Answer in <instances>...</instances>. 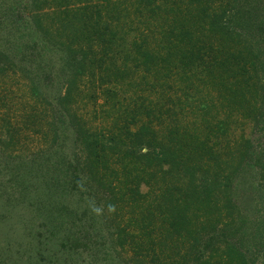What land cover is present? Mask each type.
<instances>
[{"label":"rangeland","instance_id":"rangeland-1","mask_svg":"<svg viewBox=\"0 0 264 264\" xmlns=\"http://www.w3.org/2000/svg\"><path fill=\"white\" fill-rule=\"evenodd\" d=\"M37 3L0 0V264L35 263L29 246L63 251L36 264H245L231 245L264 264V229L252 228L264 206V69L248 86L237 77L221 88L186 54L184 32L205 41L202 29L236 0ZM145 51L157 61L144 66ZM73 116L82 137L102 142H76ZM114 145L158 160L134 165ZM164 149L172 176L158 162ZM95 160L93 181L73 178ZM56 165L71 169L68 199L80 210L91 202L97 225L29 222L31 188L48 185L41 178Z\"/></svg>","mask_w":264,"mask_h":264},{"label":"trees","instance_id":"trees-1","mask_svg":"<svg viewBox=\"0 0 264 264\" xmlns=\"http://www.w3.org/2000/svg\"><path fill=\"white\" fill-rule=\"evenodd\" d=\"M35 1L37 3L40 0H35ZM260 1L258 0H236V4L231 9L229 10L225 8L219 9L218 12H216L215 14L216 16L213 19L214 24L212 28H209L206 30L202 29L201 31V33L205 37V41L199 40L198 38H196L195 41H193L192 34L184 32V35L188 37L187 42L185 44H187V46L190 45L188 51L186 52L187 57L193 60V57L197 56L198 59H200L203 63L201 64L202 71H203L202 73L211 75L212 79H214L215 84L218 87H221L220 84H222L223 82H226L225 81L226 79H237V77H241V79L243 80V83L246 86H248L249 83L253 81V76H257L259 74V71L262 70V68L264 69V50H263L264 45L262 48V44H264V18H261L259 14L255 13V12H260L262 10V9L259 10V8H263L261 7L263 2H260ZM42 2H43V5H46L48 3V0H42ZM29 6H30V3L28 6H25V8ZM33 6L39 8V6L35 4H33ZM72 10L75 11L76 9H72ZM79 11L80 9H78L76 14ZM32 18H33L32 20L34 19L39 20L38 15L33 16ZM221 32H224V34L220 35ZM257 35L259 36V38H257ZM30 37L31 36L29 35V38ZM198 42H203L202 46H198ZM207 51L211 54H208ZM201 52H203V56L205 58L209 56V58L211 59V62H208V61L206 62L205 59L202 57ZM172 53L173 52L169 53L167 57H170ZM85 55L87 56V53H85ZM84 58L80 59V61L84 60ZM161 58H165V57H161ZM142 59H143L142 63H144V66L150 64L149 62L155 63L157 61V57L149 51H145L142 53ZM79 63L80 62H78L77 64L80 66L81 64ZM248 66L251 67L253 71L252 75H248L249 73L247 72ZM75 74L76 75L78 74L77 70L75 71ZM257 80H259V77ZM74 81H75V77L72 80H70V85L75 84ZM261 82H263V80ZM261 82L260 80L257 81V85H259L261 89H263V87L261 86L262 85ZM221 88H225V87L223 86ZM68 93H69L68 96L66 97V94H65L64 98H62L61 100L62 102H64V106H66L69 102L67 100H69L70 91ZM55 115L57 116L56 111H55ZM72 119H73V124H75V127H77V133L79 135V136L78 135L75 136L76 142L80 140L82 141L81 143H83L84 146L92 145L93 148L96 146V144L102 142V141H99L101 140L100 138H103V135L101 134H98V135L94 134L92 139L91 138L86 139L85 137H82L81 133L83 131H82L80 121L77 120L74 116ZM260 119L263 120L264 117L262 116L260 117ZM55 120L57 121L56 118ZM55 125H57V123H55ZM145 128L146 127L143 125L141 129L139 130V132L142 129H143L142 131H144ZM111 145L112 143L111 141H109L108 146L110 149H111ZM172 146L173 145L170 146L171 150L172 149H174L175 151L178 150V148L176 149V147H172ZM118 147L119 145H117V147L114 145V147L111 150L112 152L110 153L118 156V153L125 152L124 154H122V155H125L124 158L125 159L130 158L132 160V164L134 165L137 164L138 162L137 160L136 163H133L135 159L145 161L146 164L150 163L149 161L158 160V157L154 155L156 153L154 154L143 153L140 155L136 154L135 151H132L135 145H129V147H127L125 151H120V152L117 151ZM248 151H249V148H248ZM171 153L172 152L169 151L168 149H164L160 153L161 158L158 162L163 161L164 165L166 163L165 167L167 168V170L166 168H164L163 171L166 172L167 175L171 174L172 176L173 175L172 172H175L174 170H175V167H177V165L170 166L169 156L171 155ZM261 155H262V159H264V151L259 153V156ZM246 156H247V153H244L243 162L245 161ZM116 158L119 160L118 157ZM86 159L87 157L85 158V161ZM256 159H259V158H256ZM95 163H96V160L95 162L93 161V163L85 165V167L82 166V172L84 174L79 175L80 178L73 174L72 175L73 178H75L76 180L78 178V182H80V179H82L85 175V178L93 181L92 172H94L93 168H94ZM171 164L173 165L175 164L174 157L171 158ZM245 165H247V163ZM55 168L57 169V171L56 169H54V167H52V169H50L52 173H46L44 174L45 177L43 176L41 178V182L43 183L47 182L48 185H44L43 188L41 189L38 188V189L32 190L31 188V194L33 195V198L29 199V205L27 204V207L29 206V222L35 221V220L37 221L39 219H41L42 222H44L46 219H48L49 222H51V224L55 227V229L56 227L57 228L63 227L64 229H67L68 226H70L72 222H74V220L79 221L83 226L93 227L97 225L98 219H101L100 218L101 215L99 211H97L96 207L91 202H88L87 207H84L80 210L77 204L75 207V204L70 202L68 199L69 194L71 193V191H69L68 188L72 180L70 178L66 180V178H67V173L70 172L71 169L62 168L58 171L57 165L55 166ZM68 168H71V167H68ZM193 182L194 180L192 179H190V181L188 182L190 187L193 185ZM100 186H102L104 189H106V186H107L108 190H105V191L107 192L111 191V185L105 186V185L100 184ZM36 187L37 185L33 188H36ZM262 194H264V192ZM52 195H56V196L59 195L60 199L59 200H56L55 198L51 199ZM113 197H116V196H113ZM262 209H263L261 210L262 214H260L261 216L260 218H258L259 225L257 227L256 224H254L252 227L253 230L255 229L258 230L261 227H263L264 229V206ZM100 223H102V226L105 227V225L103 224V220L100 221ZM237 227H236L237 230H241ZM49 232L51 235L52 231H47V233ZM101 232L104 234L108 233V237H109V231L105 232V229L102 228ZM112 235L113 234H110L111 237ZM117 235H120L119 230L117 231V233H115V236ZM119 237L121 238V235ZM99 245L103 247L101 244ZM229 248L232 250L233 253L234 252L236 254L238 253L240 257H242V259L245 261V264H248V260L247 261L245 260L246 257L242 251H240L234 245L229 246ZM29 249H35L31 252V255L33 253L39 255L38 257H34V258L32 257L33 259L36 260V262L33 264L41 262L40 259L42 258L44 259V257L49 259L51 258L52 255L56 256V254H58L59 252H63L62 250H56V251H53L52 253L51 252L47 253L45 256L44 249L40 248L43 252L42 251L40 252V250H38L39 247L38 249H36L35 246H29ZM106 256H108V254ZM25 262L26 264L29 263L26 260ZM54 263L56 264V262Z\"/></svg>","mask_w":264,"mask_h":264}]
</instances>
